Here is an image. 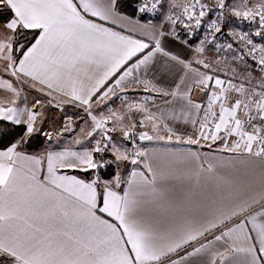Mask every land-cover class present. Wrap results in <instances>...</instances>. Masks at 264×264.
Wrapping results in <instances>:
<instances>
[{"label":"snow or ice","instance_id":"1","mask_svg":"<svg viewBox=\"0 0 264 264\" xmlns=\"http://www.w3.org/2000/svg\"><path fill=\"white\" fill-rule=\"evenodd\" d=\"M29 2L0 0V27L15 37L13 49L17 63L47 35L45 25L21 22V9ZM89 5L95 11L89 12L88 17L114 33L131 38L136 50L115 67L89 100L83 101L87 110L81 108L79 112L63 116L56 141L51 130L44 127L47 118L39 107L43 103L41 99L37 98L30 106L23 105L28 113L25 117L16 115L17 108L0 110V122H7L0 125L9 126L7 131L0 132V264H118L105 259L108 253L115 254V245L105 241L98 218L117 224L131 264H139L133 244L117 217L106 210L108 181H113L122 194L127 191L120 183L118 166L113 161L117 157L127 159L131 168H125V173L139 169L147 176L151 158L163 155L158 146L174 147L181 143L185 134L178 131V126L188 124L192 114L187 107L189 103L196 106L193 124L201 118L207 121L200 124L207 132H199L192 143L202 151L206 149L205 156L211 157L208 163L201 162L202 170L211 175L221 195L244 188L247 197L240 206L218 216L213 223L177 240L156 259L166 258L167 264H199L205 258L207 264H233L234 254L240 253L244 257L242 264H264V129L261 126L264 107L249 114L247 104L240 99L232 98L224 105L228 97L223 92L218 94L216 89L230 87L240 94L246 82L230 77L227 71L213 72L206 60L194 58L195 46L204 44L206 37L211 43L216 36L232 35L229 17L244 19L256 23L251 33L246 30L239 33L238 41H244L245 47L241 48L238 41L227 47L240 49L239 59H246L255 66L256 73L264 75V5L254 13L245 12L243 17L232 0L211 3L192 0L190 4L180 0H89ZM53 42L57 50L77 43L75 37ZM158 57L180 63L174 79L169 76L171 68L157 67ZM185 66L208 72L207 82L200 85L202 96L198 99H192L193 86L184 87ZM150 72L159 75L153 79ZM114 84L124 91L114 94L112 102L93 113L91 102ZM141 84L142 87L134 86ZM42 94L52 100L48 93ZM130 96L140 114L131 127L118 135L112 119L116 114L113 105L115 101L127 103ZM213 98L219 107L211 113L215 119L208 121V106ZM249 99L256 104L258 97ZM49 106L65 111L54 102ZM225 106L235 107L237 113L240 107L245 109L246 121H240L239 114L229 117L232 131L227 124L223 128L215 127L221 122L219 117ZM106 109L108 115H104ZM85 122L89 124L87 142L79 138L73 141ZM20 125L23 127H14ZM66 128L68 138L61 144L59 137L65 135ZM69 160L77 162L66 163ZM53 161L55 167H52ZM217 169L228 171L217 176ZM237 174H242L243 180ZM50 175L89 188L95 193L94 201L88 205L78 200L59 183H52L48 179ZM55 252L79 259H40L46 253Z\"/></svg>","mask_w":264,"mask_h":264},{"label":"crops","instance_id":"2","mask_svg":"<svg viewBox=\"0 0 264 264\" xmlns=\"http://www.w3.org/2000/svg\"><path fill=\"white\" fill-rule=\"evenodd\" d=\"M21 11V22L32 26L45 25L47 35L38 46L29 50L19 63H13L10 75L2 76L0 73V82L9 86L6 90L2 89L0 102L4 103L0 105V110L17 108V116H27L28 113L23 105L30 106L37 99L33 93L28 92L40 89L39 99L43 103L39 107L42 109L43 117L47 118L44 127L51 130L53 139L56 141L60 123L57 124V120L52 118L58 116V113H55L49 105L54 102L64 107L67 112L64 111L63 115L73 114L85 108L83 101L89 100L92 93L100 87L115 67L136 50V44L131 38L114 33L103 23L98 24L88 17L89 12L95 11L89 5V0H30ZM124 23L128 25L129 22L124 21ZM71 37H75L77 41L75 46L69 43L64 50L55 48L53 41L59 42L60 39L69 41ZM12 41L13 34L0 27V54L3 55L6 52L7 57L12 56ZM195 48L194 58L203 62L202 52L197 45ZM177 51L181 50L177 49ZM157 59L159 61L157 67L165 70L171 68L173 71L169 73V76L170 79H174L175 72L180 71V63L165 60L163 57ZM237 60V63H234L229 58L217 59L215 60L217 63L212 64L210 69L213 72L227 71L230 77L236 76V80L241 79L245 82L248 79L247 83L250 82V78L256 80L259 87L256 85L253 88L254 97H258L259 107H264V75L256 73L255 66L247 60L239 58ZM236 65L239 68L234 70ZM185 67L184 87L193 86L195 90L192 99H198L202 96L200 85L207 82L208 72ZM149 75L155 79L159 73L154 75L150 72ZM134 86L142 87L143 85ZM258 88L259 91H257ZM229 89L226 87L216 90L223 92L226 96L231 93L237 96ZM122 91L124 89L114 84L105 94L110 96L112 93L114 95ZM42 93H48L52 100L50 101L48 96ZM237 97L241 100L240 96ZM187 107L192 114L188 117V124L178 126V131L185 134L181 138V143L174 147L160 148L158 146V151L163 155L151 158V170L147 176L139 169L125 173V168H131L127 159L117 157L113 161L118 166L120 183L127 191L122 194L121 189L115 187L113 181H108V187L105 190L106 210L117 217L125 236L133 244V251L136 253L139 264H167L166 258L157 261L156 258L160 252L165 251L177 240L185 238L192 230L201 229L213 223L218 216L240 206L242 200L247 197L244 188L221 195L211 175L202 170L201 162L206 164L211 157L205 156L206 149L202 151L192 146L191 138L204 129L200 127L202 120L193 124L196 114L195 104L189 103ZM236 116L235 107L232 109L223 107L219 117L221 122L215 127L223 128L226 124L230 125L229 117ZM88 134L89 124L85 122L75 133L73 141L79 138L87 142ZM67 138L66 128L65 135L59 137V143L63 144ZM46 147H49L47 143ZM76 162L75 160L66 161V163ZM52 167H55V161L52 162ZM226 171L228 170L217 169L216 174L219 176ZM237 175L238 179L243 180L242 174ZM48 179L52 183H59L65 192L74 195L78 200L85 201L88 205L94 201L95 193L89 188L56 175H50ZM237 197L241 199H236ZM97 224L103 229L105 241L115 245V254L108 253L105 259L116 261L118 264H131L124 245V237L121 236V229L117 227V224L99 218ZM40 259L72 261L79 257L55 252L46 253ZM243 259V254L235 253L233 264H242ZM199 264H207V259L199 261Z\"/></svg>","mask_w":264,"mask_h":264},{"label":"rangeland","instance_id":"3","mask_svg":"<svg viewBox=\"0 0 264 264\" xmlns=\"http://www.w3.org/2000/svg\"><path fill=\"white\" fill-rule=\"evenodd\" d=\"M208 1L212 2V0H208ZM180 2L183 3L184 1L180 0ZM232 3H233L234 6H237L239 8L240 14H242V13L246 12L244 7L253 8L254 5H256V6H258L260 4L264 5V0H249L248 4H245V0H232ZM249 5H251V7H249ZM225 11L227 12V9ZM197 47H198L199 51H201V49H203V51H201L202 54H203L202 58H203V61L206 60L208 62L209 68H210V66L212 64H214L216 62L215 60H217V59L226 60V58H229L230 61H232L234 63H237V61H238L237 59L239 58L236 55H233L230 58V54H229L228 51H226L225 55L221 56L219 50L218 51L214 50L213 47H208L206 45H197ZM2 52H4V51H2ZM7 55L8 54L6 52H4L3 55H2V53L0 54V59H1V61H0V73L2 74V76L3 75H10V73H12V66H13L12 56L7 57ZM234 58H237V59H234ZM238 68H239L238 65H236L234 67V70H237ZM252 79L250 78V80H249L250 82L249 83L246 82V81H248V79L245 80L246 86L241 89V93L240 94H237L236 92L232 91L231 88L229 87L230 91L236 93L237 96H240L241 100L244 103L247 104V111H248L249 114L255 113L257 111L258 107H259L257 102H256V104H254L253 101L249 99V97H254L255 90L253 88H255L256 85L259 87V85L257 84V81L254 80V79L252 80ZM239 81H242V80L240 79ZM252 82H255L256 84H254ZM8 87H9L8 84L0 82V95L3 94L2 89L6 90ZM237 87H239V85H237ZM28 93H31V94L33 93L34 96L39 98V91H29ZM217 93L220 94L221 92L218 90ZM13 94H15V93L13 92ZM112 94L110 96L107 95V94H103L96 101H94L92 103V105L90 106L92 112L93 113H97V110L100 107H102L105 104H108L109 102H112L113 101V95ZM237 96H234L233 93H231V95L229 94L227 96L228 99L223 101L224 105H227V104L230 103V101H229L230 98L231 99L234 98V97L238 98ZM3 103L4 102H0V105L3 104ZM46 103H47V101H46ZM134 104H135V102L132 100L131 96L128 98V102L127 103H125L124 101H115L114 102L113 106H114L116 114L112 116V119L114 121V125L116 127V132H117L118 135L122 134V130L123 129L131 127L133 121H135L137 119V117H138L140 112H139V109H135L134 108ZM218 107L219 106L215 105V98H213V103L209 104V106H208V109H209V116L207 118L208 121H210V120L215 118L213 115H211V113L214 112L215 108H218ZM260 107H262V106H260ZM53 111L55 113H58L57 114L58 116H53L52 118L57 120V122H58L57 124L60 123V125H61V121H62L63 116H64L63 112H61V111H59L57 109H53ZM65 112H67V111H65ZM221 112H222V110H221ZM108 114H109L108 110L106 109L104 115H108ZM237 114H239L240 121H246L245 109L243 107H240L239 113H237ZM201 120H202V123H206L207 122V121H205L204 118H201ZM73 123H76V121H73ZM261 126H262V129H264V122L261 123ZM232 127H233L232 124L227 126L229 131H232ZM238 130L239 129H237V131ZM202 132L206 133L207 132V128H204V130ZM196 136L197 135H195L194 137L191 138V142L195 141ZM203 143H208V142L207 141H203ZM229 147H232L231 143L229 144Z\"/></svg>","mask_w":264,"mask_h":264},{"label":"built area","instance_id":"4","mask_svg":"<svg viewBox=\"0 0 264 264\" xmlns=\"http://www.w3.org/2000/svg\"><path fill=\"white\" fill-rule=\"evenodd\" d=\"M183 1H184L183 4H190L192 2V0H183ZM208 2L211 3V1H208ZM248 3H249V0H247V3H245V4H248ZM261 6H262V4H260L258 6L254 5L253 8H247V11L246 12L254 13L257 10H261ZM255 27H256V23H249L248 21L243 20V22H241V24L239 25V27H237L236 33H237V35L239 37V33H240L241 30H246L248 33H251L254 30ZM201 30L203 31V29H201ZM205 42H206L207 45L213 46L214 47V50H217V51L219 50L221 56L226 54V51L228 49V47H227L228 43L227 42H224L223 35L216 36V38L211 43H209L207 41V37H206ZM241 42L244 43V41H242V40H241ZM216 45H219V47H217ZM262 71H264V70H262ZM127 155L130 156L131 155V152L129 151L127 153Z\"/></svg>","mask_w":264,"mask_h":264},{"label":"trees","instance_id":"5","mask_svg":"<svg viewBox=\"0 0 264 264\" xmlns=\"http://www.w3.org/2000/svg\"><path fill=\"white\" fill-rule=\"evenodd\" d=\"M245 11H247V7H244ZM243 14H241V17H243ZM244 19H240V20H236L235 18L233 17H229L228 18V23L230 24L231 28H232V35L231 36H226V35H223V40L224 42H227L228 44L229 43H234V42H237L238 41V35L236 33V29L237 27H239V25L241 24V22H243ZM202 32V30H201ZM14 39L15 37L13 36V41H12V60H13V63L16 64L17 61H16V53L13 49V42H14ZM241 48H243V46L245 47L244 43L240 41H238ZM202 45H206L208 47H213V46H210V45H207L206 42ZM214 48V47H213ZM239 50L238 48H228L227 51L229 52L230 56H233V55H236L237 57L238 56V53H239ZM228 58H226L227 60ZM246 60V59H244ZM0 123H4V124H7V122H0ZM8 125H0V132H3V131H7L8 130ZM14 127H23L22 125L20 126H14Z\"/></svg>","mask_w":264,"mask_h":264}]
</instances>
